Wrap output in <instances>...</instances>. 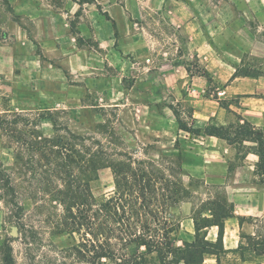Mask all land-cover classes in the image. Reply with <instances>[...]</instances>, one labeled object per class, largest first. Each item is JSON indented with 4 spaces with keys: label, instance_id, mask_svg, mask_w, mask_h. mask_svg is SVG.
Returning a JSON list of instances; mask_svg holds the SVG:
<instances>
[{
    "label": "rangeland",
    "instance_id": "374dc122",
    "mask_svg": "<svg viewBox=\"0 0 264 264\" xmlns=\"http://www.w3.org/2000/svg\"><path fill=\"white\" fill-rule=\"evenodd\" d=\"M260 13L264 0H0V115L19 114L28 131L37 122L44 136L66 127L108 141L106 130L115 150L175 165L198 217V198L227 202L223 184L187 176L205 140L179 129L170 107L187 126L202 127L227 106L220 91L232 73L256 77L264 89ZM242 84L246 89L251 80ZM19 144L0 130L6 168L14 167ZM112 190L111 170L99 169L93 195ZM21 202L31 208L30 199ZM7 213L0 201V245L14 232ZM46 238L60 247L72 241L67 233ZM12 247L18 264H30L19 241Z\"/></svg>",
    "mask_w": 264,
    "mask_h": 264
},
{
    "label": "trees",
    "instance_id": "16d2710c",
    "mask_svg": "<svg viewBox=\"0 0 264 264\" xmlns=\"http://www.w3.org/2000/svg\"><path fill=\"white\" fill-rule=\"evenodd\" d=\"M200 75L211 81L207 72ZM171 107L183 131H202L229 144L252 141L257 169L264 178L262 127L247 121L191 127ZM28 123L16 113L0 115V130L20 142L14 167L0 162V201L15 227L0 245V264H18L12 247L15 240L22 244L30 264H205L207 256L224 252L221 239L212 243L199 231L217 225L221 238L222 220L231 213L220 204L211 217H194L192 241H179L176 236L180 219L171 209L186 201L190 191L175 165L138 157L137 150H115L109 138L112 133L106 130L102 133L108 141L66 127H54L51 136H44L36 130L37 122L26 130ZM104 167L111 170L113 190L97 199L91 182ZM23 198L31 200L28 211ZM61 233L72 241L60 247L46 238Z\"/></svg>",
    "mask_w": 264,
    "mask_h": 264
},
{
    "label": "crops",
    "instance_id": "0c3cea01",
    "mask_svg": "<svg viewBox=\"0 0 264 264\" xmlns=\"http://www.w3.org/2000/svg\"><path fill=\"white\" fill-rule=\"evenodd\" d=\"M260 15L264 23V14L260 13ZM232 75L233 73L220 91L223 95L222 99L227 101V106L220 105L216 110L217 115L211 116L210 122L225 126L247 121L264 129V104L258 107L255 102L264 101V89H261L259 79ZM195 78L200 76H191L192 80ZM244 79L251 80L250 87L246 89L242 84ZM197 107L194 101L193 112H198ZM126 125L131 126L128 122ZM186 133L205 140V146L200 153L201 158L187 165V176L201 179L204 183L223 184L224 198L227 201L223 203L216 196L209 198L211 200L198 198L199 203L195 202V205L200 207L198 215L209 218L217 205H225V203L231 213L222 220L221 238L217 225H206L199 230L205 239L212 243L221 239L224 250L222 253L207 256L204 263L264 264V232H262L264 225L258 226V221L264 216V178L257 169L258 158L254 143L241 140L229 144L222 138L202 131L199 134L187 131ZM195 209L193 200L183 201L176 207V211L182 214L180 230L177 233L179 241L194 239Z\"/></svg>",
    "mask_w": 264,
    "mask_h": 264
},
{
    "label": "water",
    "instance_id": "95a60500",
    "mask_svg": "<svg viewBox=\"0 0 264 264\" xmlns=\"http://www.w3.org/2000/svg\"><path fill=\"white\" fill-rule=\"evenodd\" d=\"M15 229V227H13V230Z\"/></svg>",
    "mask_w": 264,
    "mask_h": 264
}]
</instances>
